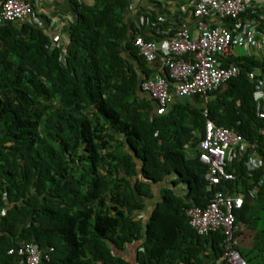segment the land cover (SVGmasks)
<instances>
[{
	"label": "trees",
	"instance_id": "obj_1",
	"mask_svg": "<svg viewBox=\"0 0 264 264\" xmlns=\"http://www.w3.org/2000/svg\"><path fill=\"white\" fill-rule=\"evenodd\" d=\"M136 3L72 0L77 20L63 46L42 25L0 23V264H22L9 250L27 243L43 252L40 264H224L223 231L200 235L187 213L224 191L209 188L197 149L208 118L247 140L244 158L227 166L237 176L227 188L244 194L237 249L249 264H264V118L254 95L264 55L230 57L223 63L238 65L237 77L155 115L142 83L169 78V70L148 61L135 41L157 42V28L172 36L181 19L139 6L131 20ZM253 154L263 164L251 171ZM173 173L171 184L187 188H162L144 217L142 198ZM138 241L134 263L122 252Z\"/></svg>",
	"mask_w": 264,
	"mask_h": 264
},
{
	"label": "built area",
	"instance_id": "obj_2",
	"mask_svg": "<svg viewBox=\"0 0 264 264\" xmlns=\"http://www.w3.org/2000/svg\"><path fill=\"white\" fill-rule=\"evenodd\" d=\"M35 2L2 0L0 23L29 21ZM193 16V34L186 23H180L176 32L161 45L141 35L136 38L135 44L148 61L161 59L169 70V78L156 75L142 83V90L156 103L155 113L158 115L166 113L168 105L177 97L205 96L237 77L241 68L223 63L234 56L235 47L242 46L248 53L264 55V0H193ZM33 24L40 25L38 22ZM249 77L254 79L255 73H249ZM254 95L258 115L264 118V78ZM204 128L198 151L201 162L208 167V186H221L224 191L214 192L205 207L188 210L190 225L200 235L223 231L224 264H249L237 249L239 242L235 235L239 228L235 212L243 206L244 194L231 193L227 188L229 182L237 180L236 174L227 166L235 158H244L248 143L238 131L217 126L210 118L206 119ZM246 162L252 171L262 167L263 159L259 154H253ZM250 193L255 195L254 190ZM14 253L21 256L22 264H40L43 257V252L34 243L9 250V254Z\"/></svg>",
	"mask_w": 264,
	"mask_h": 264
},
{
	"label": "crops",
	"instance_id": "obj_3",
	"mask_svg": "<svg viewBox=\"0 0 264 264\" xmlns=\"http://www.w3.org/2000/svg\"><path fill=\"white\" fill-rule=\"evenodd\" d=\"M2 0H0L1 2ZM93 2V0H88ZM138 4H133L130 7L131 20L138 19V11L140 10L139 6H143L146 12H152V14L156 16H169L174 18L176 15H180V23H186L189 28L191 34L194 33L195 29V18L193 16V0H161L160 4L150 3L148 0H137ZM35 10L33 15L29 18V21L33 23H39L44 26L50 35L54 46H63L64 42L69 37L70 27L76 22L77 16L73 10L72 0H36L35 2ZM141 11V10H140ZM142 22H144L147 26V29L152 28L151 24L148 23V19L143 16ZM159 34L162 35L158 39V44L161 45L167 37H170L168 29H156ZM150 34V32L148 33ZM156 64H160V68L162 69L165 65L163 60L158 59L155 61ZM163 66V67H162ZM207 97V95H205ZM179 98H175L174 102H176ZM201 107V106H196ZM205 109V114H207L206 106H203ZM156 109V106H155ZM154 109V114L155 113ZM167 112V111H166ZM191 143L187 145L188 149H191ZM199 145V144H198ZM198 149V146H197ZM190 154V152H189ZM192 155V154H190ZM176 173H173V177L167 176L162 182L153 185L154 196L152 198L143 197V201H145L146 210L142 213L144 217H148L154 207L157 205L161 196V189L172 185V187L180 192H183L187 187L183 184L173 185L171 181L174 179ZM141 215V216H142ZM147 219L144 220V222ZM142 241L133 242L132 244H128L122 254L130 259L135 261V256L137 249ZM213 259H206L205 264H211Z\"/></svg>",
	"mask_w": 264,
	"mask_h": 264
},
{
	"label": "rangeland",
	"instance_id": "obj_4",
	"mask_svg": "<svg viewBox=\"0 0 264 264\" xmlns=\"http://www.w3.org/2000/svg\"><path fill=\"white\" fill-rule=\"evenodd\" d=\"M234 51H235L234 56H243V55H246L248 53V50L242 46L235 47Z\"/></svg>",
	"mask_w": 264,
	"mask_h": 264
},
{
	"label": "clouds",
	"instance_id": "obj_5",
	"mask_svg": "<svg viewBox=\"0 0 264 264\" xmlns=\"http://www.w3.org/2000/svg\"><path fill=\"white\" fill-rule=\"evenodd\" d=\"M158 115V114H157Z\"/></svg>",
	"mask_w": 264,
	"mask_h": 264
}]
</instances>
